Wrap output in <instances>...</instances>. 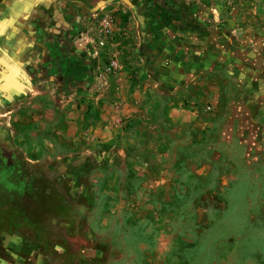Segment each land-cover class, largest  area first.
Instances as JSON below:
<instances>
[{
	"label": "crops",
	"instance_id": "crops-1",
	"mask_svg": "<svg viewBox=\"0 0 264 264\" xmlns=\"http://www.w3.org/2000/svg\"><path fill=\"white\" fill-rule=\"evenodd\" d=\"M143 1L117 0L131 17L100 45L89 19L103 0H0V147L22 128L25 159L59 192L68 182L57 204L72 217L60 221L84 264L114 263L115 239L149 232L158 213L163 252L176 226L170 200H216L239 173L264 199V0L215 14L199 2L190 20L172 5L176 21ZM81 21L69 44L46 39ZM59 58L80 61L85 78L69 88L46 79Z\"/></svg>",
	"mask_w": 264,
	"mask_h": 264
},
{
	"label": "rangeland",
	"instance_id": "rangeland-1",
	"mask_svg": "<svg viewBox=\"0 0 264 264\" xmlns=\"http://www.w3.org/2000/svg\"><path fill=\"white\" fill-rule=\"evenodd\" d=\"M163 1L141 3L160 6ZM206 1L168 0L174 6L185 7V17L189 20L194 18L191 10L199 2L209 5L214 14L215 7L231 8L240 3V0ZM116 2L103 0L105 5L99 6L101 10L89 21L96 25L105 16L113 23L128 21L129 9L118 8L120 3ZM125 3L137 4V0H125ZM86 17L83 15L84 20ZM82 23L81 31L85 28V22ZM12 126L8 130L12 131ZM21 130L14 126L10 136L11 144L17 148L0 147V264H84L83 248L73 249L66 237L65 222L60 221V217L70 220L72 217L73 208L69 204L63 208L57 204L66 200L68 182H61L59 192L48 179L44 166L32 165L25 159L17 139ZM61 163L64 165L66 160ZM238 178L239 182L219 189L216 200H170L165 209L172 212L176 226L166 249L160 251L158 242L163 214H154L151 223L156 226L149 232L129 229L122 233V240L115 239L123 255L112 264H264L262 191L246 189L240 173ZM84 193L79 199L83 203L89 200L85 198L87 192ZM8 200L18 201L7 205Z\"/></svg>",
	"mask_w": 264,
	"mask_h": 264
},
{
	"label": "flooded vegetation",
	"instance_id": "flooded-vegetation-1",
	"mask_svg": "<svg viewBox=\"0 0 264 264\" xmlns=\"http://www.w3.org/2000/svg\"><path fill=\"white\" fill-rule=\"evenodd\" d=\"M160 6L164 10H168V8L171 7L170 13H172V14L176 13V9H174V7L172 6L171 3H162ZM82 21L79 23H73V24L70 23V26H68V28H65V30L58 31V33L54 29H51L50 31L46 32V39H48V38L49 39L53 38L54 40L59 39L63 44L64 43L69 44V42H71L74 39L76 34L78 35L80 33V31H81V25L80 24L82 23ZM47 49H48V52L50 50H53L51 46H48ZM44 77L46 79H53L54 82L61 83L62 86H66L68 88L73 86V84H76L75 79H72V78L68 79L67 77H63L59 73V70L58 69L54 70V68L50 69V72H45ZM10 201L13 202V201H18V200H8L7 205H9L11 203Z\"/></svg>",
	"mask_w": 264,
	"mask_h": 264
},
{
	"label": "trees",
	"instance_id": "trees-1",
	"mask_svg": "<svg viewBox=\"0 0 264 264\" xmlns=\"http://www.w3.org/2000/svg\"><path fill=\"white\" fill-rule=\"evenodd\" d=\"M162 3H169L168 1H163ZM161 3V4H162ZM167 5V4H166ZM175 15V14H173ZM175 21L177 20L176 15H175ZM54 70L58 69L59 73L63 77H67L75 79V81H82L85 77V67L82 65L80 61H66L64 58H59L58 60L55 61ZM46 72H50V68H47Z\"/></svg>",
	"mask_w": 264,
	"mask_h": 264
},
{
	"label": "built area",
	"instance_id": "built-area-1",
	"mask_svg": "<svg viewBox=\"0 0 264 264\" xmlns=\"http://www.w3.org/2000/svg\"><path fill=\"white\" fill-rule=\"evenodd\" d=\"M112 24L113 22L108 16L101 18L96 23V25L98 26L100 30V33L102 32L104 34L103 36H100V33H99L98 39L101 37V41H99L100 45H103L102 38L109 36L112 33Z\"/></svg>",
	"mask_w": 264,
	"mask_h": 264
}]
</instances>
